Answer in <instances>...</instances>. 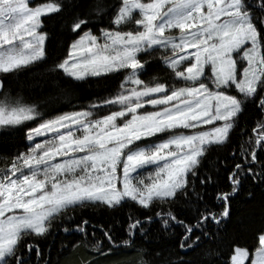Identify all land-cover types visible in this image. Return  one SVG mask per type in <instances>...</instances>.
<instances>
[{
    "label": "snow or ice",
    "instance_id": "obj_1",
    "mask_svg": "<svg viewBox=\"0 0 264 264\" xmlns=\"http://www.w3.org/2000/svg\"><path fill=\"white\" fill-rule=\"evenodd\" d=\"M53 19L70 40L48 68L57 95L13 93L10 78L48 64ZM153 60L165 75L145 81ZM92 78L118 87L81 103L71 86ZM58 99L72 110L50 112ZM250 107L259 118L246 134L240 121ZM237 129L243 143L231 153L223 190L205 161L232 144ZM17 133L14 153L0 155V264H54L51 244L46 253L39 240L57 230L79 234L77 243L99 256L111 253L117 223L76 220L90 207L134 209L120 243L140 264H194L190 251L216 239L245 185L264 187V0H0V140ZM153 225L181 230L184 255L145 259L137 241ZM248 258L246 247L233 245L224 259ZM249 264H264V229Z\"/></svg>",
    "mask_w": 264,
    "mask_h": 264
},
{
    "label": "trees",
    "instance_id": "obj_2",
    "mask_svg": "<svg viewBox=\"0 0 264 264\" xmlns=\"http://www.w3.org/2000/svg\"><path fill=\"white\" fill-rule=\"evenodd\" d=\"M47 27L50 32L56 34V40L49 49L50 58L48 64H41L33 68L29 73H21L19 76L10 78L8 83L13 93L19 92L29 99H40L48 95H57L56 89L48 82L50 76L48 68L51 66V61L65 54L66 43H70V40L66 26L60 20L53 19ZM151 63L153 66L142 76L145 81H149L153 77L162 78L165 75L162 67L155 60L151 61ZM63 83V79L57 81V84ZM118 83V80L102 81L92 78L89 82L83 83V86L77 85L71 86V88L80 102L86 103L89 97L114 93ZM48 110L53 113L70 111L72 110V103L70 100L58 99L49 103ZM258 118L256 109L250 107L240 121L246 134H251L252 127ZM21 141L20 133L0 140V155L11 156L15 151V146L20 144ZM240 143H243V139L240 138L239 129H237L235 130L233 143L214 148L205 161V168L217 177L218 187L223 190H228L229 188L225 169L232 167L231 153ZM0 166H3V161H0ZM249 191L253 193L252 198L248 196ZM212 195L214 193L210 189L209 196L211 197ZM178 209L182 215L191 218V209L189 207L178 205ZM129 211H134V209L125 207L113 211L103 207H90L78 210L77 221L83 217L95 225L107 226L111 223H117V228L113 235L119 247H113V251L107 253L106 256H99L90 246L77 243L80 240L79 234L66 235L60 230H57L53 237L40 239V246L47 253L49 251L48 245L51 244L50 255L54 264H92L97 259L101 261V264H140L141 257L136 250L120 243L122 239L127 238L123 225L126 222ZM261 229H264V187L248 182L245 185V190L239 194L238 198L232 201L231 220L218 233L216 239L202 238L200 247L195 252L190 251L189 255L192 257L194 264H226L224 258H227L232 253V246L239 245L246 247L250 251L252 258L254 249L258 246V233ZM91 231L92 229L89 228L90 234ZM180 231L177 230L175 233L169 234L162 232L157 226L153 225L147 236L138 239L137 247L147 249L144 256L145 259L154 258L156 252L163 256L171 255L172 257H175L176 254L184 255L183 250L179 248ZM96 238L101 240V247L105 248L106 240L99 228L96 230ZM217 250L222 252V258L220 259L216 258L215 253ZM209 253L212 254L209 255Z\"/></svg>",
    "mask_w": 264,
    "mask_h": 264
},
{
    "label": "rangeland",
    "instance_id": "obj_3",
    "mask_svg": "<svg viewBox=\"0 0 264 264\" xmlns=\"http://www.w3.org/2000/svg\"><path fill=\"white\" fill-rule=\"evenodd\" d=\"M33 2H35V0H33ZM145 108H151V106H145ZM145 109H141L140 111H144ZM58 159H60V158H58ZM250 259H251V253H250V251H249V258H248V260H246L245 261V264H248V262L250 261Z\"/></svg>",
    "mask_w": 264,
    "mask_h": 264
}]
</instances>
